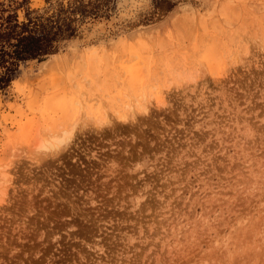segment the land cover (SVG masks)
I'll return each instance as SVG.
<instances>
[{"label":"rangeland","instance_id":"1","mask_svg":"<svg viewBox=\"0 0 264 264\" xmlns=\"http://www.w3.org/2000/svg\"><path fill=\"white\" fill-rule=\"evenodd\" d=\"M124 1L0 91V264H264V0Z\"/></svg>","mask_w":264,"mask_h":264},{"label":"trees","instance_id":"2","mask_svg":"<svg viewBox=\"0 0 264 264\" xmlns=\"http://www.w3.org/2000/svg\"><path fill=\"white\" fill-rule=\"evenodd\" d=\"M45 1L31 6L29 0H0V91L21 63L54 55L63 41L79 34L82 24L108 17L114 4V0Z\"/></svg>","mask_w":264,"mask_h":264},{"label":"bare ground","instance_id":"3","mask_svg":"<svg viewBox=\"0 0 264 264\" xmlns=\"http://www.w3.org/2000/svg\"><path fill=\"white\" fill-rule=\"evenodd\" d=\"M128 1H129V0H128ZM128 1H127V0H125L123 4L127 3ZM135 1H136V0H131V1H130V3L134 4V3H135ZM126 118H127V116H125V115H124V116H122V119H124V120H125ZM103 119H104V118H103ZM105 120H106V118H105ZM110 120H111V119H110ZM99 122H102V121H99ZM102 123H104V122H102ZM105 123H108V121H107V122H105ZM109 123H112V122H111V121H109ZM109 123H108V124H109ZM113 125H114V124H113ZM67 131H68V130H67ZM46 144H48V143H46ZM263 226H264V225H263ZM259 264H260V263H259Z\"/></svg>","mask_w":264,"mask_h":264}]
</instances>
